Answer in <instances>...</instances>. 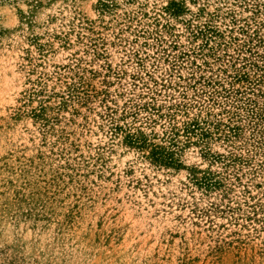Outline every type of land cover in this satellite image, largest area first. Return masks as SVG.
Here are the masks:
<instances>
[{"label": "rangeland", "instance_id": "1", "mask_svg": "<svg viewBox=\"0 0 264 264\" xmlns=\"http://www.w3.org/2000/svg\"><path fill=\"white\" fill-rule=\"evenodd\" d=\"M0 264H264V0H0Z\"/></svg>", "mask_w": 264, "mask_h": 264}]
</instances>
